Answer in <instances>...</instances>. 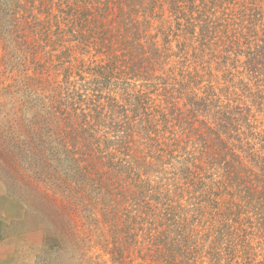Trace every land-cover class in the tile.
<instances>
[{
  "label": "trees",
  "instance_id": "16d2710c",
  "mask_svg": "<svg viewBox=\"0 0 264 264\" xmlns=\"http://www.w3.org/2000/svg\"><path fill=\"white\" fill-rule=\"evenodd\" d=\"M41 15L13 44L39 68L6 121L15 140L14 118L35 112L17 155H64L66 185L94 191L117 260L264 264L231 191L264 205V0H47Z\"/></svg>",
  "mask_w": 264,
  "mask_h": 264
},
{
  "label": "rangeland",
  "instance_id": "374dc122",
  "mask_svg": "<svg viewBox=\"0 0 264 264\" xmlns=\"http://www.w3.org/2000/svg\"><path fill=\"white\" fill-rule=\"evenodd\" d=\"M44 1L47 2L0 0V217L6 219L8 225L3 234L33 232L29 234L31 244L41 242V246L34 250V264H151L148 259L141 258L142 253H132L121 260L113 257L110 253L113 243L112 230L110 228L107 232L108 227L102 222L99 223L101 217L97 215L98 209L93 201L95 193L91 187L83 185L79 178L75 183L79 184L84 198L78 197L76 192L66 185L65 180L71 174H76L72 172L73 167H67V159L63 154L52 159L44 146L41 154L38 148H32V154L28 150L22 155H17L14 148L15 144L30 142L28 130L27 139L19 134L20 130L25 131L28 127L27 121L35 112L30 108L26 112L29 118L26 114H22L20 119L14 118L18 125L20 123V128L15 129L14 140L10 134V124L6 121L10 122L12 114L15 113L14 109L22 105V98L26 96V91L21 90L25 84L24 76L31 72L33 66L29 57L28 61L21 62L20 52L13 44H19V31L25 32L26 24H30V17L43 19L41 8ZM54 29L55 27L48 32L53 33ZM33 69L36 72L39 68L36 66ZM236 92L240 94L238 90ZM253 92L257 100L264 97L263 92L255 89ZM216 127L215 125L216 131L220 132ZM213 141L215 144L217 139L213 138ZM180 159L183 160V157L180 156ZM186 162L187 160H183L180 165L186 166ZM56 163L58 164L55 165ZM221 164L208 169L204 178L208 180L212 175H222L225 170ZM67 184L74 188L73 183L72 186ZM231 191H235L232 200L239 208L234 209V214L240 218L245 230L242 237L244 235L245 244L249 247L246 252H249L251 259H259L258 256L264 254V245L258 246L257 242L258 235L264 240V205L246 194L244 185ZM229 194L223 193L231 199V193ZM160 198L149 200L150 205L155 207L159 202L161 206L165 199ZM54 204L62 207L57 208ZM57 225L60 226L59 231Z\"/></svg>",
  "mask_w": 264,
  "mask_h": 264
},
{
  "label": "crops",
  "instance_id": "0c3cea01",
  "mask_svg": "<svg viewBox=\"0 0 264 264\" xmlns=\"http://www.w3.org/2000/svg\"><path fill=\"white\" fill-rule=\"evenodd\" d=\"M5 220L0 217V264H34V250L41 246V242L31 244L29 234L33 232L3 234L8 227Z\"/></svg>",
  "mask_w": 264,
  "mask_h": 264
}]
</instances>
